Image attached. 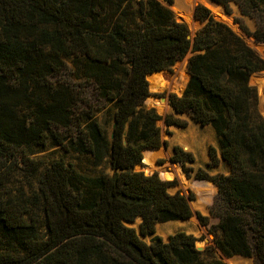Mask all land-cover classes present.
Returning <instances> with one entry per match:
<instances>
[{"label":"trees","instance_id":"1","mask_svg":"<svg viewBox=\"0 0 264 264\" xmlns=\"http://www.w3.org/2000/svg\"><path fill=\"white\" fill-rule=\"evenodd\" d=\"M215 1L229 14L236 3L255 18V31L236 22L264 43V0ZM174 2L0 0V264H227L207 260L193 235L155 236L148 244L125 225L141 218V234L150 237L159 223L193 216L191 199L170 193L173 182L135 170L146 151L150 163L168 145L158 124L163 117L145 106L148 75L172 71L192 50L188 85L170 104L215 129L231 167L229 175H196L218 187V246L229 258L256 256L264 264V117L251 84L264 58L204 5L196 7L203 26L191 38L168 6ZM68 60L105 103L104 125L91 106L81 108L73 84L52 80ZM165 121L186 125L173 114ZM50 142L90 157L95 167L109 162L113 174L87 176L63 159L30 157L29 150ZM173 151L172 160L192 171V153ZM23 164L37 185L30 195L11 186Z\"/></svg>","mask_w":264,"mask_h":264},{"label":"rangeland","instance_id":"2","mask_svg":"<svg viewBox=\"0 0 264 264\" xmlns=\"http://www.w3.org/2000/svg\"><path fill=\"white\" fill-rule=\"evenodd\" d=\"M195 5L198 6L203 4L198 3ZM223 10L226 9L223 8ZM230 15H232L236 25L239 28L240 24L237 23L236 20L243 22L251 31H255L257 29L256 19L249 16H244L238 4L232 3ZM216 19L219 20L218 18ZM193 23L194 26L196 24V29L192 33V37L194 38L197 31L203 25H200L199 22L195 23V21H193ZM250 38L255 43L254 45H250L264 58V43H257L254 37ZM191 57L192 54H188L186 58L182 61H179L173 67L172 70V72L178 75L176 82H180L182 80L183 75L186 76L187 82L185 88L187 87L188 82L190 80V76L188 73V64ZM67 64V68L63 70L60 74L54 76L52 80L73 84L82 93L84 100L81 104V108L86 110L89 109V106H91L98 112L97 117L99 118L102 125H104V114L107 110V107H105V103L98 100L97 96L95 95L94 87L92 84H90L89 81L81 77L79 74L74 73L75 65L73 61L68 60ZM262 78H264V71L262 73L253 75L251 77V84L257 87L259 91V108L262 116L264 117V93L263 89L259 86L258 83V81ZM148 80L150 82L151 96L146 100L145 106L148 109L154 108L157 113L163 117V119L158 124L162 128V137L165 141H168V145L167 150H164L163 148L158 150L153 155L150 163L146 161V154H148V151L144 153V163L146 164V166H148V170L145 173L150 175L152 174V172H158L162 178H165V175L162 174L163 169L169 168L171 171H173L172 165H177L183 173V181L185 183H183L181 179L177 177L176 180L173 182V185L170 187L169 191L171 194L181 192L182 194L191 199L190 205L192 204V202H197V207L195 209H192L193 216L190 219L159 223L156 227V233L154 236L148 237L143 236L141 234V219H137L134 223H125V225L129 228H134L140 238L148 244L151 243L152 238L155 236H160L164 239V241H168L170 236L178 232H185L189 235H193L196 238L197 247L200 251L204 253V256L207 260H222L228 264L229 260L238 259L241 262H246L245 264H260L256 256L246 258L240 255H235L229 258L218 246V241L221 237V230L219 228L221 220L219 217L214 216L212 213L213 205L218 196V187L215 185L214 182L210 180H200L196 178V175L199 171H202L208 174L209 176H216L221 174L229 175L231 173L230 165L222 159V148L215 129L211 125H201L189 113L176 114L170 103H160L159 100L161 98L171 96L172 94L182 96V94L179 95L175 92L170 91L168 85H166L167 88L165 90L158 88L157 90H151V83L153 82V79L151 77L148 78ZM158 106L161 109L160 112L157 110ZM164 109L165 114L163 115ZM170 114H173L176 118L185 122L186 125L184 127H179L175 125L168 126L166 124L165 119ZM107 128L110 134H112L111 123L107 126ZM167 131H170L172 134L169 135ZM174 146H180L183 148L184 151L192 153L195 158V161L193 163L188 164V166L192 168V171L186 172L184 166L181 163L174 162L172 160L174 156ZM211 148L215 149L216 154L219 158V163L217 165L212 164L210 151ZM29 153L32 159L42 158L45 160L46 164H50L58 159H63L68 164H76L78 166V170L82 174L87 176H95L103 173L110 175L113 174L109 162H105L101 166L95 167L90 157H79L73 152L68 151L64 146L54 145L51 142L48 143L46 146H35L31 150H29ZM171 160L173 161V163H171ZM22 167L23 169L16 173V176L13 179L11 186L14 190L23 189L28 195H30L31 190L36 188L37 185L34 176L30 174L26 166L23 164ZM182 167L184 169V172L182 171ZM190 220H195L196 223H192ZM250 240H253L252 234H250Z\"/></svg>","mask_w":264,"mask_h":264},{"label":"water","instance_id":"3","mask_svg":"<svg viewBox=\"0 0 264 264\" xmlns=\"http://www.w3.org/2000/svg\"><path fill=\"white\" fill-rule=\"evenodd\" d=\"M211 2H212L216 7H222V8L225 9V7H224L223 5H221L220 3L216 2L215 0H211ZM168 6L174 11V13H175V15H176V18H177L179 21H181V22H185V23L188 24V26H189V28H190V30H191V33H193V32L195 31V29H196V24H195V28H194V30H193V28L190 26L189 21H195V23H196V22H199L200 25H203L202 22L199 21V20L197 19V17H196V7H197V5H195L194 0H175V2H174L173 5H168ZM211 12H212V15H213L214 17H218L216 11H214V10L211 9ZM224 12H225V14H226L229 18L232 19V23H231L232 26H236L235 20L233 19L232 15H230L226 10H224ZM219 18L221 19V17H219ZM230 26H231V25H230ZM232 26H231V27H232ZM237 32H238V34H240V36H242V37H243L248 43L250 42V40H251L250 36H249L248 34H246L243 30H241L239 27H238V31H237ZM195 35H196V34H195ZM190 37L193 38L192 35H191ZM255 41H256V40H255ZM189 54H192V56H194L195 53H194L193 50H192V51H190ZM162 72H166V73H169V74H170L171 82H175V81H176L178 75H177L176 73L172 72V71H169V70H162V71H158V72H155V73H162ZM155 73L148 75V78H151ZM189 76H190V75H189ZM148 81H149V80H148ZM258 83H259V86L263 89V93H264V78L260 79V80L258 81ZM149 84H150V82H149ZM185 89H186V88H185ZM185 89L181 92L182 95L184 94ZM151 90H157V88L155 87V85H154L153 82L151 83ZM156 101H157V100H156ZM159 102L162 103V104H164V103H166V102H167V103H171L170 96L165 97V98H161V99L159 100ZM153 109H154V108H153ZM157 110H158L159 112L161 111V109H160L159 106L157 107ZM156 112H157V111H156ZM157 114H158V113H157ZM164 114H165V109H164V111H163V115H164ZM160 116H161V115H160ZM162 123H163V122H162ZM161 148H163L164 150H167V145H166V144H163L162 147L157 148V149H161ZM171 163H173L172 160H171ZM147 168H148V166H146V164L144 163V160H143L142 164L137 165V166L135 167V170H136V171H143V172H146V171L148 170ZM182 171L184 172L183 167H182ZM152 174H153V172H152ZM162 174H163V175L168 174V175L172 176V179H171V180H169V179H165V178L163 177V179H164L165 181H168V182H174V181L176 180V178H177V175H176L174 169H173V171H171L169 168H164ZM224 259H225V258H224Z\"/></svg>","mask_w":264,"mask_h":264},{"label":"bare ground","instance_id":"4","mask_svg":"<svg viewBox=\"0 0 264 264\" xmlns=\"http://www.w3.org/2000/svg\"><path fill=\"white\" fill-rule=\"evenodd\" d=\"M194 3L195 4H198V3H201V4H203V5H206L207 7H209L210 9H212V10H214V11H216V13H217V16L218 17H216V18H218L219 20H221V21H223V22H225L226 24H228V25H231L232 26V19L231 18H229L226 14H225V12H224V10H223V8L222 7H216L212 2H211V0H194ZM219 17H221V19L219 18ZM190 22V24H191V27L194 29L195 28V26H194V23H193V21H189ZM232 28L233 29H235L236 31H238V26L236 25V26H232ZM249 44H255L253 41H252V39L250 40V42H249ZM259 49V48H258ZM182 67V66H181ZM152 81H153V83H154V85H155V87L156 88H160V89H166L167 87H166V85H168V87H169V90L170 91H172V92H175V93H177V94H179V95H181V92L185 89V86H186V82H187V78H186V76L185 75H183V77H182V80L180 81V82H176L175 81V83L174 82H170L171 80H170V74L169 73H166V72H162V73H156V74H154L153 76H152ZM167 109V108H166ZM191 136V135H190ZM189 151V150H188ZM173 166V167H172ZM171 167L174 169V171H175V173H176V175H177V177H179L180 179H181V181L183 182V183H185L184 181H183V178H184V176H183V173L181 172V169L177 166V165H172ZM165 178L166 179H171V176L170 175H168V174H165ZM197 203V202H196ZM195 202L193 203L192 202V204H191V206H192V209H195L196 207H197V204H196ZM139 219H141V218H139ZM191 221V220H190ZM192 223H196V221L195 220H192L191 221ZM182 224V223H181ZM183 225V224H182ZM194 225V224H193ZM199 225V224H198ZM195 226V225H194ZM203 231H204V229H203ZM193 232V231H192ZM197 233V232H196ZM243 260V259H242ZM245 260H247V259H245ZM248 262V261H247ZM246 262H241V261H239L238 259H231V260H229L228 261V264H245ZM249 263V262H248Z\"/></svg>","mask_w":264,"mask_h":264}]
</instances>
